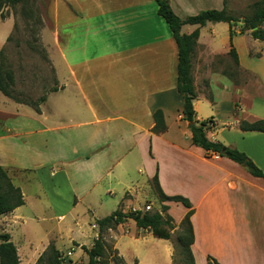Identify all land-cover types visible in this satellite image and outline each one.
<instances>
[{
    "label": "crops",
    "instance_id": "obj_1",
    "mask_svg": "<svg viewBox=\"0 0 264 264\" xmlns=\"http://www.w3.org/2000/svg\"><path fill=\"white\" fill-rule=\"evenodd\" d=\"M170 4L181 19L229 10V0ZM9 9L0 16L5 54L15 26ZM43 22L40 42L54 75L46 100L35 106L36 100L0 95V166L25 200L0 216V235L10 236L20 263L37 264L54 246L87 264L83 248L101 237L126 264H172L173 237L158 238L133 219L103 232L98 225L116 211L151 204L149 213L169 216L172 234L179 231L189 209L161 202L152 185L157 177L166 196L192 205L196 264L209 256L220 264H264V177L194 145L177 86L178 46L156 1L48 0ZM197 29L191 59L196 118L210 122L211 141L245 153L264 174V131L240 128L264 121V41L233 26L239 73L232 78L230 24L184 25L181 32ZM18 63L28 70L26 61ZM246 75L259 94L247 92ZM159 110L164 133L154 132Z\"/></svg>",
    "mask_w": 264,
    "mask_h": 264
},
{
    "label": "trees",
    "instance_id": "obj_2",
    "mask_svg": "<svg viewBox=\"0 0 264 264\" xmlns=\"http://www.w3.org/2000/svg\"><path fill=\"white\" fill-rule=\"evenodd\" d=\"M26 0H0V16L6 7L17 6ZM158 4L159 14L168 23L174 39L178 46L179 59H178V91L183 95L184 107L182 115L185 120L189 122L192 132V139L194 145L203 148L206 152L217 153L221 156L230 158L231 160L245 166L249 172L256 177H264L263 172L248 158L245 153L225 146L220 142L211 141L207 136V130L211 127L209 121H198L194 109V100L197 95L194 87V80L192 76V55L199 38V29L190 35L182 34V27L184 25H197L199 27L205 26L208 22L219 23L226 22L230 24V38H231V51L230 56L235 64L233 71L229 76L235 78L239 66L238 53L233 45V38L236 32L233 26L237 23L245 21L241 25L240 33L245 34L247 31L255 39L264 41V29L261 28L264 23V0H260L254 4V11L251 17L243 20L233 16L227 7L222 10H205L201 11L195 16L186 19L179 18L173 11L170 0H155ZM227 0H225V3ZM257 28V29H255ZM255 29V30H254ZM11 39V38H10ZM5 53L0 52V92L5 96L16 101H22L14 95L13 92V72L7 70V64L1 62ZM46 100V96H41L36 102H32L35 106ZM155 120V133H164L167 129L164 114L162 111H157L154 114ZM240 128L244 131H264V121L260 120L255 123L241 122ZM152 185L156 195L161 202L174 201L182 203L189 209L187 215L181 223V228L177 234L175 253L173 256L172 264H196L192 253L191 246L195 241L194 230L191 223V217L194 213L190 201L182 196L168 197L166 196L158 183L157 177L152 180ZM25 204L24 195L22 190L15 186L10 178L8 171L0 166V216L12 212L14 209ZM168 208H163L166 211ZM124 219H133L137 226L143 229L151 230L154 235L161 239H171L173 237L172 231L175 226L172 219L162 216L159 212L145 213V214H123L120 211L114 212L112 215L98 221L100 231L103 232L116 224L121 223ZM0 264H21L18 256V251L15 244L10 240L7 234L0 235ZM89 257L87 264H110L106 255L110 256V250L106 249L104 241L100 237L91 249L83 248ZM117 255V253L115 252ZM114 255V254H113ZM118 256V255H117ZM119 257V256H118ZM122 259V258H121ZM123 260V259H122ZM124 261V260H123ZM37 264H65L60 253L54 246H50L48 251L44 253ZM206 264H220L215 258L209 256Z\"/></svg>",
    "mask_w": 264,
    "mask_h": 264
},
{
    "label": "rangeland",
    "instance_id": "obj_3",
    "mask_svg": "<svg viewBox=\"0 0 264 264\" xmlns=\"http://www.w3.org/2000/svg\"><path fill=\"white\" fill-rule=\"evenodd\" d=\"M258 1L260 0H229V12L241 20L249 18L253 14L254 4ZM47 2L48 0H26L11 7L7 13H13L15 26L7 47V54L4 55L1 62L6 63L7 70L13 72V92L22 101H37L46 94L48 89L52 88L54 81L52 70L45 64V53L40 42V30L44 25L43 18L46 15ZM243 24V22L237 23L236 26ZM261 28L264 29V23ZM18 61H26L28 70L23 69V65ZM244 79L247 81V92L259 94L249 82L252 79L250 75H246ZM0 95L2 96L1 92ZM150 199L158 206L159 201L154 197L152 191ZM178 233L179 231L174 233V241H176ZM110 253V256L106 255L110 264H126L113 250H110ZM61 257L65 264H77L65 258L66 254Z\"/></svg>",
    "mask_w": 264,
    "mask_h": 264
},
{
    "label": "built area",
    "instance_id": "obj_4",
    "mask_svg": "<svg viewBox=\"0 0 264 264\" xmlns=\"http://www.w3.org/2000/svg\"><path fill=\"white\" fill-rule=\"evenodd\" d=\"M152 210V206L151 204H146L143 208H134L132 210V213H135V214H138V213H141V214H145V213H149L150 211ZM70 256H72V253L69 252L68 254H66V257L65 258H70Z\"/></svg>",
    "mask_w": 264,
    "mask_h": 264
},
{
    "label": "water",
    "instance_id": "obj_5",
    "mask_svg": "<svg viewBox=\"0 0 264 264\" xmlns=\"http://www.w3.org/2000/svg\"><path fill=\"white\" fill-rule=\"evenodd\" d=\"M242 22L244 23L245 21L243 20ZM255 29H257V28H255ZM255 29H254V30H255Z\"/></svg>",
    "mask_w": 264,
    "mask_h": 264
}]
</instances>
